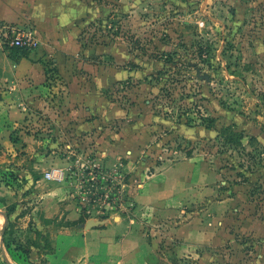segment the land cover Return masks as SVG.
I'll use <instances>...</instances> for the list:
<instances>
[{
    "label": "rangeland",
    "instance_id": "obj_1",
    "mask_svg": "<svg viewBox=\"0 0 264 264\" xmlns=\"http://www.w3.org/2000/svg\"><path fill=\"white\" fill-rule=\"evenodd\" d=\"M36 1L0 264H264V0Z\"/></svg>",
    "mask_w": 264,
    "mask_h": 264
},
{
    "label": "crops",
    "instance_id": "obj_2",
    "mask_svg": "<svg viewBox=\"0 0 264 264\" xmlns=\"http://www.w3.org/2000/svg\"><path fill=\"white\" fill-rule=\"evenodd\" d=\"M42 6L36 0H0V21L21 32L31 31L42 46L47 47L49 33L45 35L43 30L53 32L56 21L53 18L54 15L49 16L48 5ZM51 6H54V3ZM36 54H28L27 57L18 55L13 59L9 57L7 50L0 54V118L4 116L2 113L7 109L18 107L16 117L11 123L5 124L0 121V133L6 131L10 133L12 126L20 127V118L24 116L20 108L23 106L22 95L25 92L23 88L31 85L38 87L37 91H40L47 81L48 65L44 61H34ZM14 145L18 148L17 144Z\"/></svg>",
    "mask_w": 264,
    "mask_h": 264
},
{
    "label": "built area",
    "instance_id": "obj_3",
    "mask_svg": "<svg viewBox=\"0 0 264 264\" xmlns=\"http://www.w3.org/2000/svg\"><path fill=\"white\" fill-rule=\"evenodd\" d=\"M39 45V40L31 31H18L15 27L0 21V54L6 49L32 51ZM47 177H50L47 174Z\"/></svg>",
    "mask_w": 264,
    "mask_h": 264
},
{
    "label": "trees",
    "instance_id": "obj_4",
    "mask_svg": "<svg viewBox=\"0 0 264 264\" xmlns=\"http://www.w3.org/2000/svg\"><path fill=\"white\" fill-rule=\"evenodd\" d=\"M13 50L12 53H16L17 55H21L23 57H27V52L25 50H21V49H11ZM10 54V53H9Z\"/></svg>",
    "mask_w": 264,
    "mask_h": 264
}]
</instances>
